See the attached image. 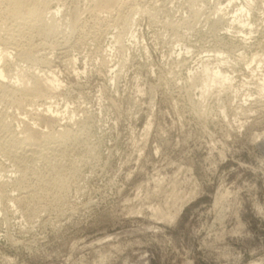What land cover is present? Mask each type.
Listing matches in <instances>:
<instances>
[{
	"label": "rangeland",
	"instance_id": "1",
	"mask_svg": "<svg viewBox=\"0 0 264 264\" xmlns=\"http://www.w3.org/2000/svg\"><path fill=\"white\" fill-rule=\"evenodd\" d=\"M121 4L51 0L46 30L0 43V264H264V0ZM205 67L233 82L202 90ZM36 74L61 87L23 102L11 84ZM51 105L61 124L38 120ZM28 125L70 141L19 166Z\"/></svg>",
	"mask_w": 264,
	"mask_h": 264
},
{
	"label": "bare ground",
	"instance_id": "2",
	"mask_svg": "<svg viewBox=\"0 0 264 264\" xmlns=\"http://www.w3.org/2000/svg\"><path fill=\"white\" fill-rule=\"evenodd\" d=\"M51 1V0H50ZM50 1L49 0H0V18L4 17L3 19H7L8 21H10V26L7 25V21L5 20L6 24H3L6 25V29L7 27H9V29L7 30V33L6 35H4V37L2 36V39L0 41V43H3L4 45H6V47H10L8 45H11L12 46H19L20 44L22 43H19V39H21V37H23V35L25 36V33L23 31V28L27 27L31 30H46L47 29V24H46V16L48 14H52V17L55 18L56 14L59 13V11H54L52 12L51 8H50ZM93 1V0H92ZM124 1V0H123ZM123 1H120V0H94V3L97 7V10L100 12V11H104L105 13L107 14H111L113 11H115L116 9H118L120 7V9H122L121 6H119L121 4V2ZM127 1V0H126ZM250 2H252V0H248ZM247 3V2H246ZM250 3L248 2L246 6H243L240 8L241 12L240 14L244 13L245 16H248V18H251V14H252V7L249 5ZM122 6L125 5L124 3L121 4ZM128 6V5H127ZM94 7V9L96 8ZM60 9V8H59ZM58 9V10H59ZM95 11V10H94ZM133 11V10H132ZM93 12V11H92ZM96 12V11H95ZM118 12V11H117ZM137 12V10H136ZM239 12V10H238ZM236 13L237 15L239 13ZM105 13H101L102 15H104ZM134 13V12H133ZM60 14V13H59ZM94 14V12H93ZM98 14V13H97ZM100 14V13H99ZM241 14V15H242ZM106 15V14H105ZM243 15V16H244ZM244 16V17H245ZM112 17V16H111ZM236 17V16H235ZM234 17V18H235ZM239 17V16H237ZM242 18V16H240ZM240 17L238 19H240ZM246 18V20L244 21L245 23H241L242 26H245V24L247 25V27H251V21H249L250 19ZM2 21V20H0ZM76 21V20H75ZM247 21V22H246ZM3 22V23H5ZM235 22V20H234ZM2 23V22H0ZM3 26H1L3 28ZM57 26V25H56ZM1 30V28H0ZM27 30V29H26ZM25 30V31H26ZM5 32V31H4ZM46 32V31H45ZM48 32V31H47ZM2 33V32H0ZM30 33V34H28ZM3 34V33H2ZM27 34L30 36L31 34L34 35V33H31V32H27ZM44 34V33H43ZM49 34V33H48ZM246 36V35H245ZM25 38V37H24ZM30 38V37H29ZM32 36H31V40H32ZM24 40V39H23ZM29 41V40H27ZM23 42V41H22ZM27 44V43H26ZM31 44V43H30ZM66 44V43H65ZM24 45V43H23ZM29 45V44H28ZM25 46V45H24ZM23 46V47H24ZM26 47V46H25ZM14 48V47H13ZM28 48V47H26ZM24 50V49H22ZM30 51V49H27V51H22V55H25V54H28ZM30 54V53H29ZM256 55V53H255ZM262 55V54H261ZM27 56V55H26ZM30 56V55H28ZM259 55H256L254 58H252V61L251 63L249 64V66H252V64L256 63L257 65V68L259 69L261 65L264 64V55L261 56V57H258ZM23 57V56H22ZM227 57V56H226ZM229 57V56H228ZM227 57V59H229ZM224 59V57H223ZM9 60V52L7 51V49H2L0 47V62L2 61H8ZM22 61V60H21ZM40 62V61H39ZM232 62V61H231ZM5 63V62H4ZM49 65V64H48ZM21 66V65H20ZM248 66V67H249ZM264 66V65H263ZM18 68V67H17ZM256 68V69H257ZM257 69V70H258ZM18 70V69H17ZM23 70V69H22ZM34 71V70H33ZM17 72V71H16ZM38 72V71H37ZM191 72V71H190ZM252 72V71H251ZM195 73V72H193ZM202 73L204 74V79L201 81V86H203L202 90L204 89H208L210 88V82L207 81L208 80H211L213 83H215L216 79H221L224 83H228V84H231V82H233V77H231L230 75L228 74H225L221 71V69H218L216 71H211L209 68L205 67L202 71ZM43 74V73H42ZM192 74V73H191ZM254 74V72H253ZM12 75V74H10ZM16 75V74H15ZM33 75V74H32ZM37 75V74H36ZM194 75V74H192ZM259 75V74H258ZM44 76V75H43ZM17 77V75H16ZM196 78V76H193ZM7 78V75L5 74V71L4 70H0V85L2 83L3 85V80H5ZM195 78H192V79H195ZM197 80V79H195ZM260 90H261V96L264 97V74L262 75V78H260ZM12 86V87H11ZM11 90L13 92H19V95H21V100L22 98H26L28 100L29 97H33V98H37V97H41L42 99V96H46L49 92H53L55 91L56 93V90L58 91V89H60L61 87V82L59 81V79H57V77H55L53 74H52V77H45L42 78V77H39V75L37 76H34V77H30V78H21V79H18L17 82L11 84ZM2 87V86H0ZM7 87V86H6ZM5 87V88H6ZM4 88V87H3ZM14 90H13V89ZM8 90V89H7ZM206 91V90H204ZM18 94V93H17ZM50 95V93H49ZM49 97V96H48ZM47 97V99H48ZM52 97V96H51ZM51 97L49 99H51ZM33 98H32V101H33ZM46 98V97H44ZM30 99V98H29ZM40 99V98H39ZM46 99V100H47ZM48 99V100H49ZM38 100V98L36 99ZM23 102L26 100H22ZM22 103V102H21ZM19 104V103H18ZM35 103H33L34 105ZM37 104V103H36ZM54 106V104H53ZM53 106H49L48 107V110H47V113L46 114H40V112L37 113L36 116L39 117V114H40V119L38 120H43L44 123H47L45 125H48L50 126L51 123L54 124L53 122H59L58 120V117L59 116V111L58 110H54ZM34 109V108H33ZM26 110V109H25ZM45 110V109H44ZM35 113V112H34ZM67 114V113H66ZM61 115V114H60ZM35 118V117H34ZM37 118V117H36ZM23 120H25L23 123H27V120L23 118ZM35 121V120H34ZM38 123V122H37ZM60 123V122H59ZM36 124V123H35ZM61 124V123H60ZM37 125V124H36ZM41 125V124H40ZM150 127V126H149ZM5 128V127H4ZM38 128V127H37ZM40 128V127H39ZM38 128V129H39ZM7 129V127H6ZM5 129V130H6ZM38 129H36L35 127H31L30 125H28V128L27 130L23 133V134H26L21 140H12L13 141V146H12V151H9L8 154L11 152V155L14 159V162L13 163H17L19 166H22L23 164L25 165V163H30V162H35L37 161L40 157H48V155L52 152H55L56 151V148L59 146L57 144L58 143V139H62V140H66L68 138L71 137V134L72 132H69L67 129L64 130L63 132H60L56 134L54 133H50V132H45L43 133V131L39 129V131H37ZM149 129V128H148ZM4 129H2V131H5ZM11 130V128L9 129ZM14 130V129H12ZM17 130V129H16ZM9 135L11 134V132L13 131H9ZM22 132V131H21ZM20 132V134H21ZM57 132V131H56ZM55 132V133H56ZM16 133V132H15ZM13 134V133H12ZM14 135V134H13ZM19 136H22V135H19ZM10 137V136H9ZM73 137V136H72ZM264 137V133H262V135H259L257 136V141H260L262 140V138ZM16 138V137H14ZM7 139V138H6ZM9 141V139H8ZM68 141H70V139H68ZM8 143V142H7ZM61 144V143H60ZM66 144V142H65ZM6 147V146H4ZM11 147V146H10ZM15 148V149H14ZM57 152V151H56ZM64 152V151H63ZM65 153V152H64ZM53 156V155H51ZM10 157V155H9ZM51 158V157H50ZM11 159V158H10ZM53 159V157H52ZM40 160H42L40 158ZM7 161V160H6ZM12 161V160H11ZM10 161V162H11ZM41 162V161H40ZM39 162V163H40ZM45 162V161H44ZM59 164V163H58ZM14 165V164H12ZM23 165V166H24ZM35 165V164H33ZM55 165V164H53ZM62 165V164H60ZM29 166H32L31 163ZM57 167V166H56ZM61 167V166H60ZM31 168V167H30ZM55 168V167H54ZM28 169V167L26 168ZM58 169V168H57ZM60 169V168H59ZM23 170V169H22ZM17 171V170H16ZM29 171V169H28ZM56 171V170H55ZM54 171V172H55ZM59 171V170H58ZM23 172V173H22ZM19 173H22V175L25 174L24 171H22ZM63 171H61L62 173ZM32 173V172H31ZM59 173V172H58ZM20 175V174H19ZM62 176V175H60ZM26 177V176H24ZM58 178V177H57ZM61 178V177H59ZM62 179V178H61ZM19 180V179H18ZM16 180V181H18ZM55 180V179H54ZM57 180V179H56ZM59 180V179H58ZM57 180V181H58ZM55 182V181H53ZM59 182V181H58ZM63 182V181H62ZM61 182V183H62ZM8 183V182H7ZM24 183V182H22ZM56 183V182H55ZM33 184V183H32ZM3 186V184H1ZM1 185H0V188H1ZM5 185V184H4ZM8 185V184H7ZM23 185V184H22ZM55 185V184H53ZM59 185H62V184H59ZM174 186V185H173ZM14 187V186H13ZM177 187V186H176ZM4 188V186H3ZM5 190V189H4ZM64 190V189H63ZM180 190V189H178ZM2 192V191H1ZM0 192V193H1ZM175 193V192H174ZM229 193V192H228ZM221 194V193H219ZM180 195V193L178 194ZM223 195V194H222ZM226 195V194H225ZM224 195V196H225ZM229 194H227L228 196ZM25 196V195H24ZM167 196V195H166ZM1 197V196H0ZM185 197V196H184ZM12 199V198H11ZM174 199H177V198H174ZM179 199V198H178ZM221 199V198H220ZM222 199H225V198H222ZM218 200V199H217ZM13 201V200H12ZM184 202V200H181ZM180 201V202H181ZM40 202V201H38ZM177 202V200H176ZM175 203V202H173ZM178 203V202H177ZM176 203V204H177ZM219 203V201H218ZM184 205V203H183ZM217 206V204H216ZM181 207V206H180ZM183 207V206H182ZM21 208V207H19ZM158 208V207H157ZM174 208V207H172ZM179 208V207H178ZM216 208V207H215ZM31 209V208H30ZM153 209V208H152ZM156 209V208H155ZM155 212V210H153ZM176 211V210H175ZM179 209L177 210L176 213L173 214V216H168L172 221L173 219H176V215L179 213ZM163 213L162 211H159L158 209H156V215ZM33 214V213H32ZM172 214V213H170ZM31 215V214H30ZM162 216H164L162 214ZM167 216V215H166ZM178 216V215H177ZM158 217V216H157ZM164 218V217H163ZM168 219V218H166ZM169 219V220H170Z\"/></svg>",
	"mask_w": 264,
	"mask_h": 264
},
{
	"label": "crops",
	"instance_id": "3",
	"mask_svg": "<svg viewBox=\"0 0 264 264\" xmlns=\"http://www.w3.org/2000/svg\"><path fill=\"white\" fill-rule=\"evenodd\" d=\"M260 147H261L262 150L264 151V142L261 143Z\"/></svg>",
	"mask_w": 264,
	"mask_h": 264
}]
</instances>
